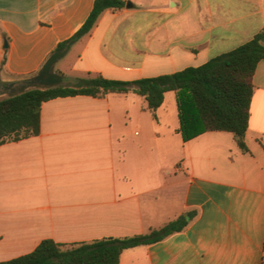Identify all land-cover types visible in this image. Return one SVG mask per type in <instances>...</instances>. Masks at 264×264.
<instances>
[{
  "label": "crops",
  "instance_id": "0c3cea01",
  "mask_svg": "<svg viewBox=\"0 0 264 264\" xmlns=\"http://www.w3.org/2000/svg\"><path fill=\"white\" fill-rule=\"evenodd\" d=\"M124 1L54 65L64 83L174 74L264 31V0ZM95 2L0 0V85L36 77ZM253 85L247 152L229 132L184 142L174 92L158 120L134 93L43 104L38 136L0 146V262L47 239L132 237L192 213L183 232L120 264H264V60Z\"/></svg>",
  "mask_w": 264,
  "mask_h": 264
},
{
  "label": "trees",
  "instance_id": "16d2710c",
  "mask_svg": "<svg viewBox=\"0 0 264 264\" xmlns=\"http://www.w3.org/2000/svg\"><path fill=\"white\" fill-rule=\"evenodd\" d=\"M124 0H96L94 9L83 27L71 39L60 43L40 70L35 87L11 94L0 100V146L38 136L41 131L43 104L58 98L89 96L107 98L111 94L134 93L142 97L154 120L164 104L165 95L174 92L179 112V132L184 142L207 132L233 134L239 148L247 152L246 135L249 128L253 97V77L258 64L264 60V31L239 48L216 57L199 67H189L174 74L136 81L106 79L100 75L76 79L66 85L54 65L71 46L90 34L100 16L107 10H121ZM193 214L181 216L164 227L147 234L126 238H103L92 242L61 244L51 239L30 254L0 262V264H120L124 251L153 245L183 232Z\"/></svg>",
  "mask_w": 264,
  "mask_h": 264
},
{
  "label": "water",
  "instance_id": "95a60500",
  "mask_svg": "<svg viewBox=\"0 0 264 264\" xmlns=\"http://www.w3.org/2000/svg\"><path fill=\"white\" fill-rule=\"evenodd\" d=\"M53 70V69H52ZM37 77V76H36ZM36 77H33L31 79H27V80H24V81H21V82H16V83H8V84H3V85H0V100L4 99V98H7L8 96H10L11 94H14V93H18V92H15L20 86H23V87H20V91L22 90H27V89H31V88H35V87H43L44 85L42 86H34V87H28L26 86L27 84H32V85H35V84H39L37 81H36ZM19 91V92H20ZM4 96V97H3ZM3 97V98H2Z\"/></svg>",
  "mask_w": 264,
  "mask_h": 264
},
{
  "label": "rangeland",
  "instance_id": "374dc122",
  "mask_svg": "<svg viewBox=\"0 0 264 264\" xmlns=\"http://www.w3.org/2000/svg\"><path fill=\"white\" fill-rule=\"evenodd\" d=\"M64 84H66V85H69V84H67V83H64ZM42 86V85H40V84H35V85H32V84H27L26 86H28V87H34V86ZM24 86V85H23ZM23 86H20V87H23ZM20 87L15 91V92H19L20 91Z\"/></svg>",
  "mask_w": 264,
  "mask_h": 264
}]
</instances>
